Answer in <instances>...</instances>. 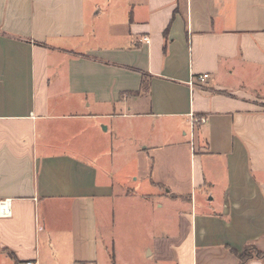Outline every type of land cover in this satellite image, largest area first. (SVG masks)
<instances>
[{
	"label": "crops",
	"instance_id": "0c3cea01",
	"mask_svg": "<svg viewBox=\"0 0 264 264\" xmlns=\"http://www.w3.org/2000/svg\"><path fill=\"white\" fill-rule=\"evenodd\" d=\"M102 117L161 164L186 151L187 182L117 179L86 140ZM2 204L0 264L264 254V0H0Z\"/></svg>",
	"mask_w": 264,
	"mask_h": 264
},
{
	"label": "rangeland",
	"instance_id": "374dc122",
	"mask_svg": "<svg viewBox=\"0 0 264 264\" xmlns=\"http://www.w3.org/2000/svg\"><path fill=\"white\" fill-rule=\"evenodd\" d=\"M132 119H112L110 117H102V119L95 121V129H92L87 133L86 140L94 145V150L96 151L94 153H102V163L108 165L109 170L118 171L119 174L116 175L117 179H124L130 183V186L132 187H137V185H139H136V182L134 181L140 176V174H137L138 165L140 163H145L151 166L152 161L154 160H160L159 164H156L157 170L161 169L165 171L166 168H168V172H172L173 179L176 175L181 174L184 181L187 182L188 158L186 156V151H184L185 148L182 149V152L184 151L182 154H178L177 158H173V160L168 163V166L161 164L162 158L159 155L148 154V151L143 150L142 147L139 146L138 140L134 138L135 132L133 127H130V121ZM103 127L110 129L109 131L104 132ZM101 131H103V133ZM187 141L188 139H185L186 143ZM188 145L189 144L187 143L189 151ZM178 169H181V173L177 172ZM162 173L164 174L165 172L162 171ZM207 197L211 198L212 196L208 193ZM177 218L178 216L175 215V223H177Z\"/></svg>",
	"mask_w": 264,
	"mask_h": 264
},
{
	"label": "trees",
	"instance_id": "16d2710c",
	"mask_svg": "<svg viewBox=\"0 0 264 264\" xmlns=\"http://www.w3.org/2000/svg\"><path fill=\"white\" fill-rule=\"evenodd\" d=\"M241 264H246L250 260L259 259L264 262V254L253 246H249L244 249L243 253L239 255Z\"/></svg>",
	"mask_w": 264,
	"mask_h": 264
},
{
	"label": "built area",
	"instance_id": "2783aa9c",
	"mask_svg": "<svg viewBox=\"0 0 264 264\" xmlns=\"http://www.w3.org/2000/svg\"><path fill=\"white\" fill-rule=\"evenodd\" d=\"M145 41H148V39L147 38H145ZM198 79V81L199 82H201V83H205L208 79H209V75L208 74H204V75H202V76H199V77H197ZM198 121V120H197ZM201 122L203 123V122H205V120H201ZM1 207V212H2V214H5L6 213V207H7V204H2V206H0ZM25 264H35V263H33V262H27V263H25ZM77 264H92V263H77Z\"/></svg>",
	"mask_w": 264,
	"mask_h": 264
}]
</instances>
